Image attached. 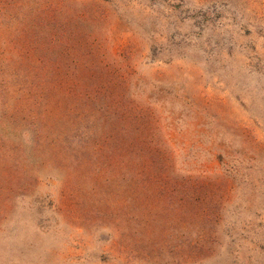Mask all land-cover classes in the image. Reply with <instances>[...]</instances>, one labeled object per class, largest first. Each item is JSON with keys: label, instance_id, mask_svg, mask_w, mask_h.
Returning a JSON list of instances; mask_svg holds the SVG:
<instances>
[{"label": "rangeland", "instance_id": "1", "mask_svg": "<svg viewBox=\"0 0 264 264\" xmlns=\"http://www.w3.org/2000/svg\"><path fill=\"white\" fill-rule=\"evenodd\" d=\"M0 264H264V0H0Z\"/></svg>", "mask_w": 264, "mask_h": 264}, {"label": "trees", "instance_id": "2", "mask_svg": "<svg viewBox=\"0 0 264 264\" xmlns=\"http://www.w3.org/2000/svg\"><path fill=\"white\" fill-rule=\"evenodd\" d=\"M67 89L65 88H62V90L59 91L58 95L55 93L56 90H52L50 91L52 93L51 96H48V104L49 105H52V110L51 108H49L50 106H47V108L45 109L49 114H53L55 115L56 112H59L61 113V110L65 112L64 110V105L66 104V101L67 99H72V96L70 94V90L66 91ZM89 91L88 90H84L82 91V111L84 113H92L95 111V103L93 100L89 99L88 101H86V105L84 104V101L86 100L85 98H89ZM24 96H22L23 98H28L30 97L28 93H23ZM38 97H41V96H38ZM80 94L76 95L75 96V99L76 101L78 102L79 99H80ZM39 102V98H38V101ZM90 102V103H89ZM91 104V105H90ZM75 107H76V104H75Z\"/></svg>", "mask_w": 264, "mask_h": 264}]
</instances>
